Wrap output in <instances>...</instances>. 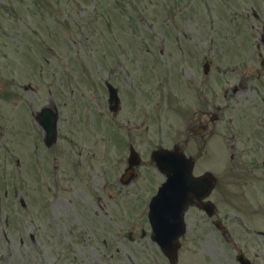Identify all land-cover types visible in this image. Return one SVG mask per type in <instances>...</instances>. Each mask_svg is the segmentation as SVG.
<instances>
[{
	"label": "rangeland",
	"instance_id": "374dc122",
	"mask_svg": "<svg viewBox=\"0 0 264 264\" xmlns=\"http://www.w3.org/2000/svg\"><path fill=\"white\" fill-rule=\"evenodd\" d=\"M107 81L120 89L116 113ZM216 105L227 119L208 138L237 136L241 111L264 132V0H0V264H170L147 217L164 179L150 153L178 142L191 152L189 125ZM43 106L59 112L52 148L34 117ZM130 143L142 175L119 189ZM195 215L178 264H216L215 237L191 240Z\"/></svg>",
	"mask_w": 264,
	"mask_h": 264
},
{
	"label": "flooded vegetation",
	"instance_id": "af4514ba",
	"mask_svg": "<svg viewBox=\"0 0 264 264\" xmlns=\"http://www.w3.org/2000/svg\"><path fill=\"white\" fill-rule=\"evenodd\" d=\"M245 89L247 90V87L242 82L232 87L234 93ZM215 107L205 109L197 118L194 117V123L197 125H191L192 134L189 138L195 144L194 174L201 175L206 171H213L219 178L205 198L215 204L218 212L211 218L197 206L204 200H194L189 209V212L193 209L196 213L195 222L189 224L191 240L208 243L209 234L212 239L215 237L216 242L210 244L212 241L210 240L208 246L209 252L217 260L216 264L227 263L230 257L229 246L241 259L248 260L251 264H264V132L259 125L261 119L254 113L241 111L237 119L239 132L237 136L232 133L222 138L215 134L213 138H208V135L214 134L217 124L227 119L223 113L226 107L222 105ZM204 116H207V120L203 119ZM198 133L200 134L197 135ZM203 155L204 157L207 155V158L210 157L214 162L210 166L202 164L200 161ZM136 177L137 174L135 179ZM132 184L135 182L127 186ZM250 199L254 202L248 206L245 201ZM185 218L187 219V214ZM219 222L226 229L228 242L214 228V224ZM53 225L54 223H50L47 226V232L50 239L58 243L56 236L58 231ZM76 235L80 238L79 227ZM31 239L36 243V233H31ZM236 263L243 264L237 260Z\"/></svg>",
	"mask_w": 264,
	"mask_h": 264
},
{
	"label": "water",
	"instance_id": "95a60500",
	"mask_svg": "<svg viewBox=\"0 0 264 264\" xmlns=\"http://www.w3.org/2000/svg\"><path fill=\"white\" fill-rule=\"evenodd\" d=\"M109 87L111 91L110 102L112 106H114L118 103L116 89H114L111 84H109ZM36 118L45 130L46 144L51 146L56 141L57 137L58 113L52 112L49 107H45L37 114ZM133 158L135 157H132V159ZM153 158L157 161L161 170L168 174L170 178L171 191L176 189L174 187H176L177 184L190 182L192 178L191 161H189L181 151L157 150L153 153ZM172 165L176 166L172 167ZM191 189L192 188H190V192ZM186 203L187 200L184 205L181 206L182 210L185 208ZM150 217L153 223V239L159 243L162 249L170 257L172 263H174L178 246V237L184 230V225L181 220L182 212L180 213L181 224L179 226L176 222H170L171 216H163L161 211H157L156 207L151 210Z\"/></svg>",
	"mask_w": 264,
	"mask_h": 264
}]
</instances>
